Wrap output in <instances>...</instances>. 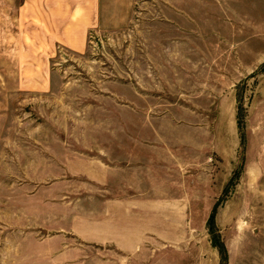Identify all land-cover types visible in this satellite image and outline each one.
<instances>
[{
	"label": "rangeland",
	"instance_id": "obj_1",
	"mask_svg": "<svg viewBox=\"0 0 264 264\" xmlns=\"http://www.w3.org/2000/svg\"><path fill=\"white\" fill-rule=\"evenodd\" d=\"M20 3L0 0V264H264V0H107L84 52L53 53ZM149 127L196 139L197 198L143 246L97 245V145Z\"/></svg>",
	"mask_w": 264,
	"mask_h": 264
},
{
	"label": "crops",
	"instance_id": "obj_2",
	"mask_svg": "<svg viewBox=\"0 0 264 264\" xmlns=\"http://www.w3.org/2000/svg\"><path fill=\"white\" fill-rule=\"evenodd\" d=\"M106 9L107 0H21L16 10L23 24L20 37L47 40L44 49L50 53L57 43L84 52ZM123 131L124 137H118L119 130H111L109 147L97 145V192L108 194L110 215L108 226L97 224V245L129 252L128 248L145 245L150 231L157 235V229L151 230V215L187 213L179 200L197 198L199 149L190 132L182 142L171 143L161 127L143 128L141 141L132 143L129 129ZM183 174L186 179L181 182Z\"/></svg>",
	"mask_w": 264,
	"mask_h": 264
},
{
	"label": "trees",
	"instance_id": "obj_3",
	"mask_svg": "<svg viewBox=\"0 0 264 264\" xmlns=\"http://www.w3.org/2000/svg\"><path fill=\"white\" fill-rule=\"evenodd\" d=\"M211 227H213L212 224H211ZM212 229H213V228H212ZM223 252H225V250H223Z\"/></svg>",
	"mask_w": 264,
	"mask_h": 264
}]
</instances>
